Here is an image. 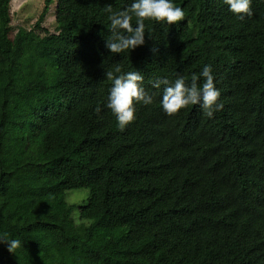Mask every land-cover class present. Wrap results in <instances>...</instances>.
I'll list each match as a JSON object with an SVG mask.
<instances>
[{"label": "trees", "instance_id": "obj_1", "mask_svg": "<svg viewBox=\"0 0 264 264\" xmlns=\"http://www.w3.org/2000/svg\"><path fill=\"white\" fill-rule=\"evenodd\" d=\"M11 1L0 0V233L22 246L0 245V264H264V0L243 19L224 0H172L184 19H145L144 45L119 54L105 47L104 9L132 0H44L12 39ZM206 64L223 109L166 114L154 81L190 84ZM117 66L153 97L123 129L105 106ZM75 190L85 204L66 201Z\"/></svg>", "mask_w": 264, "mask_h": 264}, {"label": "clouds", "instance_id": "obj_2", "mask_svg": "<svg viewBox=\"0 0 264 264\" xmlns=\"http://www.w3.org/2000/svg\"><path fill=\"white\" fill-rule=\"evenodd\" d=\"M224 3L238 19L251 15V0H224ZM104 11L111 24L110 35L105 40V47L111 54L125 51L130 53L144 45L145 19L167 25H175L184 19L183 9L175 6L172 0H132L124 10L113 11L112 5L109 4ZM133 16L136 17L135 26L131 23ZM114 71L119 75H114L113 71L104 73L112 82L105 106L114 114L118 127L123 129L135 119L134 104L150 105L153 103V97L141 85L143 76L139 71L122 73L119 66L115 67ZM201 80L203 82L199 83ZM162 84L164 88L160 105L166 114H174L187 106L198 105L203 115L211 119L215 112L224 107L219 101L221 93L215 86L211 65H204L202 71L194 74L190 84L178 76L171 83L158 79L152 86L159 88ZM0 245L6 246V251L14 255L16 250L21 248L22 242L10 237L8 233H0Z\"/></svg>", "mask_w": 264, "mask_h": 264}, {"label": "rangeland", "instance_id": "obj_3", "mask_svg": "<svg viewBox=\"0 0 264 264\" xmlns=\"http://www.w3.org/2000/svg\"><path fill=\"white\" fill-rule=\"evenodd\" d=\"M43 8L44 0H12L10 3V38H13L19 28L32 29ZM41 27L50 34L55 33V3L51 5ZM88 198L89 192L87 190H75L66 193V201L71 204H85ZM76 213L78 214L77 210Z\"/></svg>", "mask_w": 264, "mask_h": 264}]
</instances>
